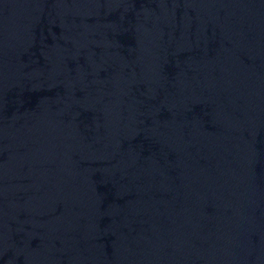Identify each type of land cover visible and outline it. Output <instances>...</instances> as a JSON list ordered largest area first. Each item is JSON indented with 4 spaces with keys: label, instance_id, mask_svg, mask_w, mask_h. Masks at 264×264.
Instances as JSON below:
<instances>
[{
    "label": "water",
    "instance_id": "water-1",
    "mask_svg": "<svg viewBox=\"0 0 264 264\" xmlns=\"http://www.w3.org/2000/svg\"><path fill=\"white\" fill-rule=\"evenodd\" d=\"M0 264H264V0H0Z\"/></svg>",
    "mask_w": 264,
    "mask_h": 264
}]
</instances>
